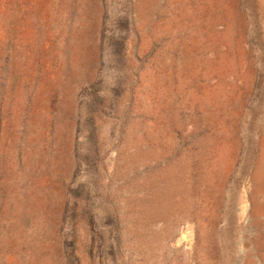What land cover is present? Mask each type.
Returning a JSON list of instances; mask_svg holds the SVG:
<instances>
[{
    "label": "rangeland",
    "instance_id": "1",
    "mask_svg": "<svg viewBox=\"0 0 264 264\" xmlns=\"http://www.w3.org/2000/svg\"><path fill=\"white\" fill-rule=\"evenodd\" d=\"M0 264H264V0H0Z\"/></svg>",
    "mask_w": 264,
    "mask_h": 264
}]
</instances>
